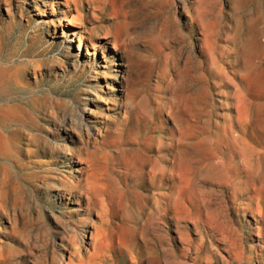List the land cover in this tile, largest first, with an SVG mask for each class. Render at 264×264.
I'll use <instances>...</instances> for the list:
<instances>
[{"label": "rangeland", "instance_id": "obj_1", "mask_svg": "<svg viewBox=\"0 0 264 264\" xmlns=\"http://www.w3.org/2000/svg\"><path fill=\"white\" fill-rule=\"evenodd\" d=\"M255 73L264 74V0H0V110L16 105L25 116L0 125L11 141L0 157V264H52L73 252L72 239L88 244V219L108 228L97 200L84 206L70 187L88 166L103 184H123L114 238L143 264H264V81ZM225 133L245 139L250 163ZM189 142L210 154L192 166L187 210H164L172 163ZM217 161L221 170L206 174Z\"/></svg>", "mask_w": 264, "mask_h": 264}, {"label": "bare ground", "instance_id": "obj_2", "mask_svg": "<svg viewBox=\"0 0 264 264\" xmlns=\"http://www.w3.org/2000/svg\"><path fill=\"white\" fill-rule=\"evenodd\" d=\"M94 1L104 5L106 4L107 0H94ZM61 20L66 22V27L73 26L72 21H69V19L66 16H64ZM77 41H78V52L80 53L83 40L80 36H78ZM114 42L112 43V46L113 49H116L117 48L116 43H118V39H114ZM91 48L95 51L96 46L91 44ZM257 48H258L257 44L252 46L248 45L243 51L244 56L247 57L249 55L248 53H250L251 51L254 52V50H256ZM255 80L257 81V83L263 82L264 74L255 73ZM20 110L21 109L16 105L6 107L5 110H0V125L1 124L4 125L8 123H16L25 119L24 113L21 112ZM175 122L179 126L178 131L182 134L185 135L187 134L186 140L187 139L189 140L191 138L190 137L191 132L189 133L188 131H191L192 128L189 127L188 125H184V120L182 118L175 119ZM232 135L225 133L227 139L231 140L234 146L239 147L243 161L246 163L248 162L250 163L252 157L247 151L249 148L248 143L245 141L243 137L241 136L233 137ZM133 142L135 143V141ZM114 143L115 141H111L109 144L108 143L107 144L109 147H116V144ZM100 144L102 145L103 142H101ZM188 144H189V148L186 150H181L178 153L177 158L172 163L173 164L172 175L174 176L175 183H174V187H171V189H174L175 191L172 192L171 195H168L169 197L167 196V194L162 195V197L165 198L163 201L164 203L162 202L159 204L164 208V210L171 209L176 212L177 211L183 212L187 210L190 199L185 197V190L186 187L191 183V181L189 180V176L191 174V171L193 170L192 166L194 162H200L201 157L210 154V150L202 147V145L199 144V142H189ZM10 148H11L10 139L6 137V135L0 132V157L8 156ZM131 150L132 147L130 148V150L122 149L119 150V152L117 151V153H119L120 157H125V154L130 152ZM89 153L90 152H88L87 154ZM90 155L95 156V153H90ZM161 162L162 163L168 162L167 154L163 153V155L160 156L157 161H155V165H154L155 171H156L155 167L156 166L160 167ZM221 167H222V163L220 161L211 162L206 167L205 172L206 174H213V173L216 174L218 173V171L221 170ZM88 168L89 166L83 169V174L81 173L82 175L79 177L77 183L76 184L71 183L70 187L75 189L79 188L80 190L79 195L81 197L86 198L85 201L86 203L84 206H89L93 199L97 200V202L100 204L101 207V213L99 214L100 215L99 222L104 223L105 225L108 226V228L105 229V231L101 232L100 231L101 224H97L98 222L93 221L92 219H88L87 220L88 224L94 230V233L90 236V240L88 239L89 240L88 244H85L84 241L77 240L76 238L72 239L70 246L73 252L71 253L69 249L65 248L64 250L59 252V254H56V257L54 258L52 264H106V261L108 259L114 260L115 255L109 254V252L111 251H114L116 255L120 254L119 257L117 256L118 259L114 260L113 264H143L140 255L135 252L134 248L131 246L130 243L128 242L123 243L120 240L116 241L114 238L115 229H117L118 226L113 221L115 217L112 210L114 206L112 207V205L114 204V202L117 203L116 202L117 199H120L119 198L121 196L120 192L122 190L121 186L123 184L117 182L116 180H112L111 183L109 184H103L102 183L103 178L102 177L95 178L93 174H90ZM162 170H163V175L167 174L165 168H163ZM12 202L16 203L15 196L13 197ZM191 202L193 203V201ZM202 203L208 204V201L206 202L205 200H203ZM85 238H86V234H84V239ZM23 252H27V250H24ZM41 264H46V261L44 260Z\"/></svg>", "mask_w": 264, "mask_h": 264}]
</instances>
